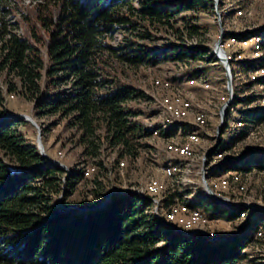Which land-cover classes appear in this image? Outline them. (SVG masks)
<instances>
[{"label": "trees", "instance_id": "obj_1", "mask_svg": "<svg viewBox=\"0 0 264 264\" xmlns=\"http://www.w3.org/2000/svg\"><path fill=\"white\" fill-rule=\"evenodd\" d=\"M33 1L35 5L23 19L26 35L20 36L7 31L4 18L13 10L10 0H0V105L5 107V93L31 102L43 137L68 120L72 143L81 149V166L67 172L44 158L21 132L30 122L0 111V264L244 261L258 227L251 220L229 240L210 243L202 235H178L163 227L149 212L151 201L133 193L114 194L107 205L92 211L106 199L112 177L120 180L119 161L135 163L150 149L148 142L155 131L140 121L146 112L136 102L141 103L145 96L123 80L124 67L171 62L202 65L195 67L194 74L212 70L210 63L217 61L211 48L192 42H198L203 33L201 15L215 13V0ZM121 30L131 34L126 54H118L120 49L111 44ZM159 34L177 39L163 55L147 51ZM257 35L264 36V29L240 36ZM247 69H253V63ZM243 101L234 99L226 109V121ZM245 116L264 121V113L258 116L249 111ZM45 118L57 120L45 127ZM179 131L181 126L175 124L167 133L172 137ZM225 133L226 127L220 131V144L209 162L213 153L228 150L240 140L224 143ZM87 163L95 167L92 179L84 178ZM228 170L261 172L264 153L249 149L239 162L221 171ZM80 184L89 188L92 200L84 188L79 189ZM76 194L84 201L77 207L87 201L92 209L70 207ZM175 201L176 194L167 195L164 204L167 207ZM190 208L204 209L228 222L236 221L245 211H227L204 199H197ZM260 216L264 217V212Z\"/></svg>", "mask_w": 264, "mask_h": 264}, {"label": "rangeland", "instance_id": "obj_2", "mask_svg": "<svg viewBox=\"0 0 264 264\" xmlns=\"http://www.w3.org/2000/svg\"><path fill=\"white\" fill-rule=\"evenodd\" d=\"M216 1L218 2L217 11L215 9L214 14L207 13L201 15L200 23L204 28L203 33L201 34L198 42H192L193 45L199 43L207 47L209 46L214 52L221 29L219 28L220 21L226 31V35L228 34L230 36L233 34L236 35L243 32L246 34L247 32H254L258 29H264V0ZM10 2V8L13 10V12L10 13L8 17L4 18V22L7 25V31H12L16 34H19L20 36H25L26 25L24 24L23 19L24 16H26L28 9H31V7H33L36 2L33 0H10ZM222 3H224L223 8L220 9L219 5ZM234 10H242L248 15L252 14V16L247 17V19H237L235 18ZM223 14H225L224 18L222 17ZM1 21L2 18L0 17V23ZM21 22L24 24V26L20 24ZM130 35L131 34L129 31L126 30H121L115 35V38L111 44L113 47L120 49L118 54H126V52L130 50V48L125 47ZM154 40V43H149L147 46V51L154 52L158 55H163V53L169 48L170 44L177 42V39L174 36L164 34H159ZM140 44H146V42L140 41ZM248 55L249 53L245 52L246 58L249 57ZM210 65L213 69H210L209 72L206 71L212 84V88L209 90H203L197 87L192 88L186 84V79L190 80L196 75L194 74L195 67L196 69L198 66L202 68V65L162 62L159 64V66L154 67L151 65H143L141 67L131 68L128 66L124 67L126 74L123 75V80H125V82L131 87L135 88V90H137L140 94L145 96L141 103L136 102V104L143 112H146V114L140 118V121L143 122V124H145L148 129H153L155 126L157 127L160 124L159 108L154 101V98L158 97L157 92L163 93L154 87V82L159 79L169 80L172 82L175 90H184V92H186L189 96L194 97V106L202 108L203 111L207 113L208 128L205 130V133H202V142L196 147V155L198 159L194 169L195 173H198L203 166L199 158L204 155L205 151L211 150V148L216 145L217 128L221 122V108L229 97L225 89V70L223 65L221 63L216 64L214 62L210 63ZM184 77L186 78L184 79ZM1 80L3 82V78H1ZM3 85L4 89L6 90V85ZM243 90H247V85H244ZM4 100L5 107L0 105V111H5L7 114H9L7 115L8 117L17 115L30 118L34 121L35 125L29 121L31 125L27 128H21V132L27 136L29 142L36 144V146L38 138H41V149L43 150H40V152L43 156L48 155L50 159L58 162L57 164H54L62 168L65 167L67 172H70L71 169H78V165L81 166V164H79V154L81 149L74 147L72 143V131L67 128L68 120H63L56 127H52L46 137H43L40 128H38V123L34 119V107L31 102L22 100L17 95L10 96L7 93L4 95ZM156 111L159 113L156 114ZM150 114L152 117H147ZM56 120L57 118H45L42 123L46 127ZM262 123L264 125V121ZM179 125L182 128L181 134L178 132L171 137L167 132L162 131L160 136H152L148 142L150 149L146 151L145 154H143L142 157L139 158L135 163L125 161L127 162L126 169L124 170L123 174L121 173V177L119 178L120 180L116 181V179L112 177V180L109 183L108 194L114 189L123 191L130 190L132 188L145 189L146 185L151 179H159L162 181L165 180V178H163V169L169 165V162L164 158L165 153L163 151L161 152L164 144L171 139H179L182 141L185 139L188 132L197 129V127L193 126L192 121L180 123ZM260 136L263 138V140L260 142L245 140L241 146V153H244L248 149L258 150L260 145H263L264 148V126L261 134L258 137ZM113 158L114 153L109 161L112 162ZM181 162L182 161H177L175 163L180 164ZM86 166L90 167L93 165L91 163H87ZM181 179H183V177L179 176L174 181L166 180L169 186L174 187V194H176V201L174 204L184 208H190L191 204L196 202L197 199H204L205 201L214 204V201L208 196L207 193H205V189L201 183V178L198 174L192 176L194 185L191 187L186 186ZM84 187L85 186L83 184H80L79 189ZM248 188L251 192V202L255 204H257L260 200L264 202V175H259V173L256 172L251 173L248 177ZM88 190L89 188H84L86 193ZM108 194L106 195L107 197ZM87 195L89 196V201L94 198L91 193H87ZM81 200L82 199L78 197V194H76L71 199L70 207L77 208L79 211H88L92 209L87 205V201H85L84 204L79 205L81 208L77 207ZM103 201H101V203ZM82 202L84 201L82 200ZM98 207H94L93 209L97 210ZM211 226V232L213 233V236L215 235L230 238V236L236 233L238 234L239 229L242 226V222H236L229 226L227 220L221 219L219 222H217L215 218H213ZM245 254L247 255L245 257L246 259L239 262L238 264H264V240L260 241L253 239V243L249 245Z\"/></svg>", "mask_w": 264, "mask_h": 264}, {"label": "built area", "instance_id": "obj_3", "mask_svg": "<svg viewBox=\"0 0 264 264\" xmlns=\"http://www.w3.org/2000/svg\"><path fill=\"white\" fill-rule=\"evenodd\" d=\"M234 12L235 18L237 19H247V17L252 16V14L248 15L242 10H234ZM223 34L225 37L221 47L217 48L216 44L215 51L213 52L212 50L215 60L217 61L214 63H221L224 67L225 89L229 96L227 101H229L231 93L233 95V101L235 98L244 100L243 103L236 108L234 114L231 115L228 121H226V109L233 101L225 109V124L223 128L226 127V133L223 136V142L229 143L230 140L235 138H240V140L235 142L228 150L213 153L210 162L208 158L211 154H207L211 150L205 151L204 155L199 158L203 165L202 169L198 173H195L194 169L198 159L196 147L202 142L201 135L205 133V130L208 128L207 113L203 111L202 108L194 106V97L189 96L184 90H175L172 82L169 80L159 79L154 82V87L163 93L157 92L158 97H155L154 101L159 108L160 124L157 127L155 126L153 137L160 136L162 131L167 132L175 124L187 123L189 121H192L193 126L197 127V129L188 132L185 139L182 141L179 139H171L164 144L161 152L163 151L165 153L164 158L169 162V165L163 169V178H165V180L151 179L145 189L132 188L125 191L114 189L110 193L123 196L133 193L138 195L142 200L149 199L151 201V207L149 208L150 214L156 218L163 227L171 228L178 235L199 234L210 243L227 241L230 238L213 236L211 232V223L212 219L215 217L212 216L211 213L201 208H184L174 203L166 207L164 204L165 197L174 194V187L169 186L166 180L174 181L179 176L183 177L181 180L186 186L191 187L194 185L192 176L198 174L201 178L205 193H207L204 177H202L203 167L206 165L204 176H206L207 184L211 191L218 197L219 201L216 202V200L207 193L214 201V204L220 208L227 209V211L245 210L236 221H227L228 225L231 226L233 223L242 222V226L239 229L242 230L249 220L258 224L257 229L253 233L252 242L249 244L251 245L253 239L260 241L264 240V217L260 216L264 210H252L246 207V205H257L258 207L255 208H262L264 207V202L261 200L258 201L257 204L251 202L248 177L254 172L259 173V175H264V170L261 172L254 170L253 172L245 174L236 170H228L222 173L221 170H224L230 163H237L240 161L243 154L241 153V146L245 140L256 142L263 140L261 136L258 137L262 132L263 123H259L257 120H248L245 113L254 111L258 116L264 113V36L257 35L251 38H242L240 35H243L244 32L226 36V31H224ZM245 52L249 53L248 58L245 57ZM251 63H253V69H247L248 65ZM197 68L201 67L198 66ZM185 78L186 77H184V79ZM186 84L189 87H197L203 90L212 88L208 74L202 71L197 73L190 80L186 79ZM244 85H247V90H243ZM218 128L216 133V145L218 144L217 142L220 143V131H218ZM179 134H181V131H179ZM257 151L264 153L263 145H260ZM48 159L53 163H58L49 157ZM125 161L126 160L119 161V170L122 174L127 166V162ZM177 161L182 162L176 164L175 162ZM94 172V166L87 167L84 178H91ZM109 195L106 199L109 198ZM106 199L103 202H105ZM215 220L219 222L221 219L215 218Z\"/></svg>", "mask_w": 264, "mask_h": 264}, {"label": "water", "instance_id": "obj_4", "mask_svg": "<svg viewBox=\"0 0 264 264\" xmlns=\"http://www.w3.org/2000/svg\"><path fill=\"white\" fill-rule=\"evenodd\" d=\"M217 1L215 0V4H216V7H215V9H216V11H217ZM219 12V11H218ZM219 17H220V15H219ZM220 21V20H219ZM219 28H221L220 29V37H219V39H218V41H217V48H219V47H221V45H222V42H223V40H224V31H225V29L223 28V26H222V23H221V21H220V23H219ZM229 78V77H228ZM232 101H233V95H232V93L230 94V99H229V101H227L226 102V104L225 105H223L222 106V108H221V113H220V115H221V123H220V125L218 126L219 128H218V131H221V129L223 128V126H224V124H225V109L232 103ZM13 116H15V115H13ZM16 117H19V118H21V119H23V120H25V121H27V122H32L34 125H35V123H34V121L32 120V119H30V118H26V117H22V116H17L16 115ZM220 135V134H219ZM41 136V135H40ZM218 144L215 146V147H213L212 149H211V151L207 154V155H209V154H211L214 150H216L217 149V147L219 146V142H217ZM37 147H38V149H40L41 151L43 150V149H41L42 147H41V138L39 137L38 138V141H37ZM44 158H48V156H43ZM60 168H62V167H60ZM62 169H66L65 167H63ZM67 170V169H66ZM205 171H206V165H204V167H203V176L202 177H204L203 179H204V182H205V187H206V191H207V193H209V195L214 199V200H216V202H219L218 201V197L213 193V191H211V189H210V187H209V185L207 184V181H206V176H204L205 175ZM114 197V193H110V195H109V198L108 199H106V201L105 202H102L100 205H98L99 207L98 208H100V207H104L105 205H107L110 201H111V199ZM246 207H248V208H251L252 210H264V207H262V208H255V207H253V206H250V205H246ZM193 235H195V234H193ZM193 235H187V236H193Z\"/></svg>", "mask_w": 264, "mask_h": 264}, {"label": "bare ground", "instance_id": "obj_5", "mask_svg": "<svg viewBox=\"0 0 264 264\" xmlns=\"http://www.w3.org/2000/svg\"><path fill=\"white\" fill-rule=\"evenodd\" d=\"M251 206H253V207H258V206H254V205H251Z\"/></svg>", "mask_w": 264, "mask_h": 264}]
</instances>
